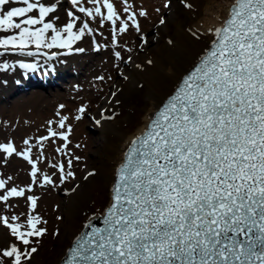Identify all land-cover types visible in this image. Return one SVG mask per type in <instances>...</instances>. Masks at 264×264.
Returning a JSON list of instances; mask_svg holds the SVG:
<instances>
[{"label":"snow or ice","instance_id":"6c2138e0","mask_svg":"<svg viewBox=\"0 0 264 264\" xmlns=\"http://www.w3.org/2000/svg\"><path fill=\"white\" fill-rule=\"evenodd\" d=\"M70 3L68 22L58 26L51 19L57 11L54 2L0 0V33H13L0 36V55L25 53L30 46L37 51L83 53L84 48L74 45L95 30L77 13L91 20L100 18L101 27L110 22L113 44L118 33L132 26L140 30L137 13L122 20L112 0ZM124 12L129 13L130 6ZM138 15L147 13L141 10ZM212 36L199 63L131 142L103 226L89 222V231L77 239L65 264H264V0H234L230 17ZM114 55L122 59L119 51ZM19 67L35 70L37 65L20 63ZM0 68L10 66L3 63ZM78 112L79 121L86 108ZM68 120L60 117L58 127L63 131L59 132L48 121V134L37 141L41 150L42 142L51 138L69 141ZM24 144L29 145L24 151H17L11 142L0 144V150L22 156L32 166L33 183H38L34 145L27 139ZM52 167L58 168L61 183L75 175L63 163ZM72 167L70 158L67 168ZM43 183L54 181L44 175ZM5 186L0 180V189ZM25 194V189L12 187L0 195V201ZM27 200L35 210L37 198L27 196ZM0 222L24 246L46 232L39 216L29 215L25 230L8 217H0ZM35 252V247L25 253L13 244L0 251V264L3 258L22 264V258L29 259Z\"/></svg>","mask_w":264,"mask_h":264},{"label":"bare ground","instance_id":"6f19581e","mask_svg":"<svg viewBox=\"0 0 264 264\" xmlns=\"http://www.w3.org/2000/svg\"><path fill=\"white\" fill-rule=\"evenodd\" d=\"M224 2L225 4L219 3L218 0H127V4H125L124 0H112L122 20H126L131 12L137 13L136 18L140 24V30L137 31L132 26L126 33H118L117 43L113 44L111 23L105 21L104 26L101 27L100 18L96 20L88 18L91 22L90 26L95 31L93 35H88L81 42L87 47L97 46L96 56L97 58L100 56L103 60H88V58L84 60L81 59L82 53L56 56L55 60L49 63H45L39 57L40 62L37 65L41 66L40 71L45 66V69L48 70L47 73L55 72L64 76L68 71L66 69L71 67L72 71L69 73L72 75L78 73L79 76L76 79L81 83H83V77L80 74L82 73L81 68L90 70L95 66L94 69L101 70L103 74L100 76L103 77V80L98 79L99 76L97 77L99 81H95L90 75L93 85L88 88L83 87L85 90L76 94L78 97L83 94V98L88 100L85 106L94 109L89 111L92 116L91 121L84 117L79 121H73L75 128L73 127L71 132L72 139L68 141L70 143L68 147L72 145L71 149L59 145L55 150L64 148L65 151L54 153L49 140L42 142L44 152L43 154H41L42 150L39 152L38 183H33L32 169H27L29 164L22 156L16 154H12L16 155L15 157L8 156V189L23 188L26 193L25 197H10L8 207H23L33 210L27 196H35L37 198L35 211H45L49 215L51 224H54L58 218L60 212L57 213V211H61L63 225L62 235L58 240L59 254L55 260L56 264L59 263L61 257L65 256L68 237L72 234H79L86 224L96 217L88 220L89 214L77 218L78 206H85L89 201H92L93 210L96 211L91 214V217L106 208V205L111 201L116 171L118 166L123 163L131 142L147 129L151 118L154 117L160 106L174 92L189 70L194 68L201 56L205 54L206 48L211 46L213 30L224 24L234 1L225 0ZM203 3L204 10L202 11ZM87 6L93 7L90 4ZM126 6H130L129 13L124 12ZM176 8L183 10V14L178 18L174 14ZM223 8L225 15L221 18L220 11ZM65 10L68 11L71 8L63 9L57 6V11L51 19L57 23L60 19H65L67 16ZM141 10L145 11L147 15L139 16ZM164 10L168 13L165 18L161 17ZM102 11L106 14L107 10L102 8ZM162 20L163 23H161ZM169 21H173L171 30L166 28ZM129 23L131 24L130 21ZM150 28L155 29V32L148 36L144 32ZM205 34L210 38L204 39ZM199 43H205V47L196 51L195 45ZM85 51L87 53L84 54V57L88 56V50ZM117 51L121 55L124 52L129 53L130 57L126 58L125 66H121L118 70L122 76L114 80L112 73L118 67L119 58H116L113 53ZM146 62L157 65L161 73L157 77L142 73L140 68ZM17 67L19 71H8L11 81L18 80L20 72L22 73L23 69L19 67V64ZM60 68L65 71L60 73ZM25 86V84L21 85V87ZM97 86L99 95L93 91ZM11 87L13 85L10 80L8 84L5 81L1 84L0 99ZM68 89L77 90L80 87L69 85ZM26 94L4 102L12 105L11 110L15 113L13 132H20L25 128L27 123L32 120L30 116L33 114L32 117H35V109L41 110L43 117L49 109V105L42 104V100H46L47 97L41 91L25 97ZM41 96L44 98L39 100ZM53 96L59 98L62 95L54 93ZM11 101L16 102L10 103ZM6 109L0 105V112L4 113ZM87 123L93 124L94 133H90L84 128ZM71 140L72 142H70ZM68 142L66 143L68 144ZM61 156L63 160L57 162ZM74 157H80V159L77 161ZM70 158L73 159V167L68 169L67 161ZM54 160H56V165L65 164L66 170L75 173L74 177L67 178L63 183L60 179H55V169L52 167ZM43 172H50L53 175L52 179L55 182L52 185L43 183ZM99 177L100 179H98ZM62 184L68 186L65 187L61 198H58L55 189ZM92 191L94 196L91 195Z\"/></svg>","mask_w":264,"mask_h":264},{"label":"rangeland","instance_id":"374dc122","mask_svg":"<svg viewBox=\"0 0 264 264\" xmlns=\"http://www.w3.org/2000/svg\"><path fill=\"white\" fill-rule=\"evenodd\" d=\"M224 1L225 0H218V2L222 3V4H225ZM231 1H234V0H231ZM48 2H50V3L54 2L57 4V6H60L63 9L64 8H66V9L71 8V10H73V6L71 5L70 0H57V1L56 0H48ZM13 6H16V5H13ZM201 6H203V8H202V11H203L204 10V3ZM65 12H67V10H65ZM167 14L168 13L166 12V10H164V12L161 14V17L165 18V16ZM174 14H175V17L178 18L179 16H181L183 14V10L181 8H176V10H174ZM77 15H80L81 18L85 17L84 14H81V13H77ZM224 15H225V10L223 8L220 11L221 18ZM52 16H54V14H52L51 17ZM68 19L69 18L66 16L65 19H60L58 23L56 21L54 22V20H52V22L57 23L58 26H63L65 23L68 22ZM86 19H88V18H86ZM89 23H91V22H89ZM166 26H167L166 27L167 30H171L173 28V21H169ZM154 32H155V29L150 28L148 31L146 29L144 33L148 34V36H149V35L153 34ZM8 34H13V33H0V36H4V35H8ZM86 37H88V36H86ZM209 38H210L209 35H207V34L204 35V39H209ZM201 42H203V41H201ZM75 47H80V48H84L85 50H88V56L84 57V54L87 53V51H85L84 53H82L83 55H82L81 59L87 60V58H88V60H90V59L96 60V61L103 60L100 56L98 58L96 56L97 55L96 54L97 46L96 47H94V46L87 47L86 44L84 45L83 42L79 41L74 45V48ZM204 47H205V43L204 44L199 43V44L195 45L196 51H199L200 48H204ZM91 49H92V51H91ZM94 49H95V51H94ZM52 50H54L55 52H59V53L62 52L63 54L59 55V57L65 56V55H70V54H75V53L80 54L79 52H75V51L69 52L67 49H51L50 51H52ZM0 51H2V50H0ZM28 51H31L35 54L34 55H28L27 54ZM42 52H43L42 49L37 51L34 46H30L29 49L25 50V53H20L17 51V53H8L7 52V53H4L3 55H0V64L7 63L10 66L9 70H5L3 68H0V88H1V84L4 81L8 84V81L10 80V82L13 85V87H11L8 92H6L7 95L4 92L5 96L2 95V99H0V105L3 108H7L4 113L0 112V144L11 142L17 148V151H24L27 147H29V145L24 144V140H26V139L29 140L30 145H34V147L32 149V158H33V160L36 161L37 166L40 163V162H38V159L40 158L39 152L41 151L40 144H38L37 141H38L39 137L46 136L48 134V127H49L48 121H50V120L53 121L52 128L55 131L59 132V131H63V130L59 129L58 120L62 116H68L69 120L67 121V123L71 125L72 130H73V127H74L73 121L74 120L77 121L75 119V117L80 114L78 112V109L82 106L86 108V112H85V114L82 115V117H84L85 119L87 118L89 121H91L90 119H92V116H91V113L89 111L93 110L94 108L89 107V106L88 107L85 106V103H87L88 100L86 98H83V94L79 95L81 97L76 96V94L82 90H85V89H83V87L88 88V87L93 85L91 83L92 81L90 80V75H91V78H93L95 81H99V80H97V77L98 76L100 77L101 75H103L101 73V70H98V69L95 70L94 69L95 66H93L90 70H86V68L85 69L81 68L82 73H80V74L83 77L82 78L83 83H81L76 79L77 76H79L78 73H76V74L74 73V75L69 73V71H72V70H70L71 67H68L66 69L68 71L64 76H62L63 74H57L55 72L47 73L48 70L45 69V66H43L42 71H40L41 66L37 65L40 62L38 60L39 57L45 63H47V62L49 63L50 61L52 62L56 58V57H51L50 55L45 56L44 55L45 53L42 54ZM47 53L51 54L52 52L47 51ZM90 54H91V56H90ZM98 55H99V53H98ZM59 57H58V59H59ZM121 57H122V59L121 58L118 59V67L116 69H114V71L112 73V78L114 80H116L117 78H120L122 76L118 70L120 69L121 66H125V64L127 62L126 58L127 57L129 58L130 55H129V53L124 52L121 55ZM20 63L36 64L37 68L35 70H29V69L24 70L23 69L22 73L20 72V74H19V79L18 80L15 79L14 81H11L10 77H8V71H10V72L19 71L17 64H20ZM60 70H61V68H60ZM63 71H65V70H61L60 73H62ZM140 71L142 73H144L145 75L152 76V77H155V76L157 77L161 73V71L157 65L147 63V62L143 64V66L140 68ZM80 81H81V79H80ZM23 84H25L26 86L21 87V85H23ZM69 85L75 86V87H80V89L69 90L68 89ZM38 91H41L43 93V95H45L47 97L46 100H42V104L49 105V109L46 112L45 116L44 117L42 116L41 110L35 109V111H34L35 117H32L33 114L30 116L32 118V120L29 123H27L25 128L20 132H13L15 113H13V111L11 110L12 105H10L8 103L5 104L4 102H7L8 100H12L14 98L15 99L20 98L23 94H26V93L27 94L25 95V97L27 95L30 96L31 93L34 95V93H36ZM93 91L96 93V95L100 94L99 90H98V86L95 87V89ZM54 93H57L58 95H62V96H59V98H56L53 96ZM9 95H11V96L9 97ZM42 98H44V97L41 96L39 100H41ZM16 101H11L10 103H14ZM97 103L98 102H96V104ZM60 105H64V108H60ZM36 106H35V108H36ZM57 112H59V116L57 115ZM40 125H42V126H40ZM84 128L90 133L95 132L93 130V124H91V123H87L84 126ZM70 139H72V134H70V136H69V140ZM70 142H72V140ZM49 143L51 145L52 151L54 153H56L55 148H57L59 145H61V146L64 145L66 142L62 141L60 138L56 137V138H51L49 140ZM69 144L70 143L68 142V145ZM21 145H22V147H21ZM70 147H68V148H70ZM21 148H22V150H20ZM61 151H65V149L61 148ZM43 152L44 151L42 149L41 154H43ZM8 156L9 155L7 153L0 150V180H4L6 182L5 188L0 189V195L6 194V191L8 190V168H7L8 163H9L8 162ZM11 156L15 157L16 155H11ZM11 156H9V157H11ZM90 156L92 157L91 154H90ZM61 160H63L62 156L60 157L59 160H57V162L61 161ZM124 161H125V159L123 160V163H124ZM54 164H56V160H54ZM27 169H32L31 164L27 165ZM54 169H55L54 178L59 179L58 175L60 173L58 172L57 168H54ZM26 175H27V173H26ZM44 175H48V176L50 175L53 178V175H51L50 172H43V176ZM116 177H117V171H116L115 178ZM98 179H100V177ZM115 180H114V183H115ZM66 186H68V185L62 184L55 189V194L58 196V198H61V196L64 194V189ZM113 188H114V184H113ZM113 188H112L111 197L113 195ZM91 195L94 196L93 191H92ZM93 200H94V198H93ZM110 202L106 205V208L103 209V211H101V213H98L97 215H93L92 217H91V214H93L96 211V210H93L94 207H93L92 201H89L85 205L86 207L85 206L81 207L79 205L78 208L80 207V209L77 208L76 217L80 218L82 216L84 217V216H87L90 214V216H89L90 218L88 219V220H90L91 218H93L95 216H102L105 214L106 209L109 206ZM57 213H59V215H58V218L56 219V222L54 224H51L49 221V218H48L49 215L46 214L45 211L37 212L35 210L24 209L23 207L22 208H9L8 207V201L7 202L0 201V217H8L10 222L20 223L22 225L21 230H25L27 228V217L29 215L39 216L41 218V221H42L40 226L46 229V232L43 236L31 238L33 241L32 244L29 246H24L20 241H18L14 236L11 235L10 229H8L7 226L3 225V223L0 222V251L10 247L13 244H16L17 246L21 247L25 253H27L29 251L30 247H35V248H37V252L31 254V257L29 259H23L22 258V264H56L55 260H56L57 255L59 254L58 253V250H59L58 249V243H59L58 240L60 239V237L62 235V225H63V222L61 219V211H57ZM12 216H17V217H19V219L16 221H12L11 220ZM84 228L81 230V232L84 230ZM77 235L72 234V235H70L71 237L70 236L68 237V243L66 244V248L70 245L71 241ZM3 259H4V264H12L11 258H3Z\"/></svg>","mask_w":264,"mask_h":264},{"label":"water","instance_id":"95a60500","mask_svg":"<svg viewBox=\"0 0 264 264\" xmlns=\"http://www.w3.org/2000/svg\"><path fill=\"white\" fill-rule=\"evenodd\" d=\"M231 8H232V6H231ZM230 17V16H229ZM228 17V18H229ZM199 63V62H198ZM197 63V64H198ZM196 65V64H195ZM194 65V66H195ZM193 69L191 68L190 69V71H192ZM189 71V72H190ZM188 72V73H189ZM187 73V74H188ZM186 74V75H187ZM185 75V76H186ZM183 79V78H182ZM182 79H181V81L179 82V84H178V86H177V88L179 87V85L182 83ZM176 88V89H177ZM175 92V91H174ZM174 92L172 93V94H174ZM171 94V95H172ZM170 97V96H169ZM167 101V100H166ZM165 101V102H166ZM164 104V103H163ZM163 104L160 106V108L163 106ZM159 108V109H160ZM158 109V110H159ZM151 120H152V118H151ZM150 123H151V121H150ZM128 151V150H127ZM120 166H121V164L118 166V169L120 168ZM118 169H117V173H118ZM115 184V183H114ZM102 217H103V215L102 216H97V217H95V218H93L91 221H89V222H91L92 224H94V225H96V226H98V227H102L103 225H102V223H101V220H102ZM89 222L86 224V225H88L89 224ZM87 231H89V229L85 226V228H84V230L82 231V233L77 237V238H75L74 240H73V242L71 243V245H70V247L66 250V253H65V256H63L62 258H61V260H60V262L58 263V264H65V261L66 260H68L69 258H70V256H71V249L73 248V247H75V243H76V241H77V239L79 238V237H81V236H83V234L84 233H86Z\"/></svg>","mask_w":264,"mask_h":264}]
</instances>
